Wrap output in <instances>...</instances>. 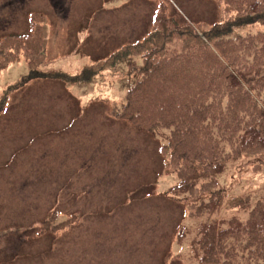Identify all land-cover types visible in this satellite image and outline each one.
<instances>
[{"label":"rangeland","instance_id":"rangeland-1","mask_svg":"<svg viewBox=\"0 0 264 264\" xmlns=\"http://www.w3.org/2000/svg\"><path fill=\"white\" fill-rule=\"evenodd\" d=\"M245 1L246 4L242 5L241 0H52L50 2L57 16L52 19L51 6L47 0H0L1 40L5 36L13 35L8 29L16 28L19 11L26 24L29 13L45 12L55 27V36L49 47L50 59L42 60L41 65L38 61L34 64L37 70L49 72L44 76L53 80L34 82L18 94V108L10 113L13 117L10 121V133H17L18 137L21 132L24 136L33 133L25 131L24 123L29 122L30 116L36 110L35 100L39 92V100L50 102V97L58 100L56 103L52 99L57 109L69 104L74 107L79 105L68 99L67 103L62 104L63 96L57 91L59 85L71 89L76 86L81 90L78 98L86 96L81 100L83 107H78L84 109L83 114L78 116V122L72 128H69L67 122H59V126H53L49 120L37 122L34 133L37 132L38 137L34 140L28 138L31 142L27 146H30V152H34L36 148L41 149L44 163L38 165L39 159L34 157V163L29 159V167L23 164L14 171V164L6 168L11 157L8 156L9 149L0 154V264H158L157 256L162 251L168 254L165 264H209L210 255L206 257L200 253L196 259H189L182 244L183 240L189 242L193 239L202 223L203 227L216 224L225 229L223 224L228 220H222V217L240 220L248 218L247 211L264 200V155H242L235 160L226 161L233 149L239 145L235 139L243 133V128L239 127L236 133V129L229 125L218 134L220 136L216 141L209 135L212 121L202 122L201 130L205 133L196 132L195 140H187L180 149L203 147L204 157H207L216 142L220 143L219 151L224 154L222 164L216 166L222 171L215 176V166L211 167L208 182L222 192L218 198L212 197L215 208L206 210L201 219L192 218L184 222V207L189 203L193 204L198 195L191 196L186 193V205L181 201H167L161 195L184 174L181 164H185L177 156L180 153L175 142L182 138L174 135L173 129H167L163 125L172 116L174 106L168 104L176 102L179 96L184 97L186 93L191 94L195 90L202 92V80L212 82H208V91L215 90L218 86L219 90L225 92L222 96L223 104H219L221 96L213 93H209L206 102L212 109L221 106L219 114L221 116L222 111L225 115L229 102L227 94L234 104L241 103L240 95L236 93V88L240 86L233 89L235 83L232 75L238 77L237 73L245 76V81L239 79L238 84L242 88L246 87L244 90L264 108V94L262 98L256 95L262 84L256 72L262 65L261 60L264 61V25L234 27L230 34L216 41L212 50L219 57L217 63L211 61L202 48H191V54L196 56L189 65V71L193 72V85L200 81L199 87L193 90L187 88L189 86L185 82L184 74L173 76L183 55V44L178 39L169 42L161 51L155 48L153 55L145 56L143 51L134 65L130 64L134 57L129 55L118 64H108L102 68V73L100 69L92 70L86 66L101 54L111 55L117 48L114 45L116 40L119 43L128 41V45L134 47L133 44L149 28L154 27L153 22L157 15L166 22V30L169 32L174 26H184L183 23H190L198 30H211L219 23L218 20L229 23L233 18L242 15V11H247L250 5L248 0ZM20 2H23L21 6ZM71 8H78L75 12L81 16L80 28L75 21L76 13L71 12ZM83 8L86 10L82 13ZM67 18L71 44L69 50L62 53V48L59 49V45L53 42L56 38L64 44L67 43L66 37L56 33V26H60ZM50 24L51 21L47 22L46 28H50ZM85 29L86 33L78 36ZM72 33L75 38L71 36ZM124 36L125 39L122 38ZM78 39L81 42L78 43ZM52 44L53 51H50ZM190 46L194 47L196 44L190 43ZM141 66L150 70L146 76L139 73ZM154 73L156 78L163 77V74L171 77L172 87L176 88L169 93L166 91L165 99L168 104L164 103L163 112L161 108L153 105L157 103L154 102L153 94L150 101L148 97L145 98L147 104L146 107L142 105L145 108L138 118L139 121L135 118L132 120L131 111H127L131 110V105L125 106L126 94L137 81L145 82L144 85L147 86V78ZM209 73H215V79L207 76ZM28 74L29 67L24 62L2 73L0 98L9 86ZM252 79L253 84L249 83ZM39 83L47 84V87L38 85ZM161 84L164 85L163 82ZM250 88L256 90L251 92ZM25 90L29 101L22 102ZM32 90L36 93L31 94ZM123 98L122 103L120 100ZM253 98L246 101L247 108L252 107L249 105H252ZM149 103L153 110L159 111L152 112ZM103 110L108 113L109 118L104 115ZM61 113L62 111L59 112L60 115ZM116 113H122L123 116L121 118L119 115V120L114 124L112 120ZM48 115L53 114L48 112ZM255 117L257 118V114ZM39 118L41 116L37 120ZM157 120H160V125ZM146 122L151 126H162L156 128L157 135L153 132V138L148 133L149 125ZM54 128L57 129L54 131ZM4 131L6 126H0V133ZM199 134L208 136L209 140L204 141ZM49 156L58 158L52 161L53 167L46 170L45 161H48L46 157ZM161 159L164 173L162 170L159 172ZM99 170L102 173L94 176V172ZM76 182L83 186V194L86 196L81 200L80 212L74 213L71 209L75 207L66 206L63 195L69 192L77 195L81 192L82 190L70 189ZM145 184L156 192L157 197L139 196L136 202H126V192L137 187L142 189ZM94 191L97 194L93 196ZM56 192L55 202H52V196ZM236 203H244L247 211L232 209L231 205ZM69 212H73L72 218L68 216ZM207 218L208 221L204 224ZM183 222L186 235L177 239L176 233ZM43 229L51 230L57 238L53 240L49 234L32 238V234ZM261 241L258 247L257 244L250 243L249 238L237 241L236 251H230L228 240L225 253L211 258L216 260L211 264H264V246H261ZM192 250V255L197 253L196 245ZM233 253L238 257H232ZM257 253L258 257L255 259ZM245 254L247 256L244 258Z\"/></svg>","mask_w":264,"mask_h":264},{"label":"trees","instance_id":"trees-1","mask_svg":"<svg viewBox=\"0 0 264 264\" xmlns=\"http://www.w3.org/2000/svg\"><path fill=\"white\" fill-rule=\"evenodd\" d=\"M241 1L242 5L246 4L245 0ZM248 2L250 7L247 11H242V15L233 18V20H230L229 23L220 22L218 20L219 23L215 24L211 30H198L190 23H183L184 26H174L173 30L169 32L166 30V22L164 23V21L157 15L154 18V27L152 28L149 36L146 38L144 46L129 48L123 53L122 51H118V53L106 58L107 64L115 65L127 55L136 57V55H141L143 51H145V56H147V54L148 56L153 55L155 48H159L158 50H160L165 48V45L172 40L178 39V42L183 44V55L179 60L180 62H178V70L173 76L177 77L180 74H184L185 82H188L189 86L187 88L190 90L196 89L199 87L198 84L200 81H197L193 85V72L189 71V65H191L196 56L191 54V48H202L201 50L208 53L210 60L217 63L219 57L216 55L214 50H212V48L216 45V41H218L221 37L230 34L234 27H242L252 24L264 25V0H248ZM190 43H194L196 46L192 47L190 46ZM47 44L48 34L45 22H37L35 19L32 20L31 28L26 34L21 36L10 35L6 36L3 40H0V72L22 60L27 61L32 69V72L28 76L23 78L20 83L8 90L3 99V104L7 102L8 95L11 92L18 90V88L34 79L44 76L43 73H39V71L36 70V65L34 64L38 61V64L41 65L42 60L47 61L45 56ZM261 61L262 65L256 72V75L260 76V80H262L261 89L256 94L258 98H262L264 94V61ZM134 62L135 60L131 61L130 64L134 65ZM149 71V69L146 70V67L144 68L141 66L139 73L146 76V73H149ZM237 74L238 77L232 75L235 83L233 89L240 86V88H236V93L240 95L239 100H241V103L234 104L230 96L227 94L226 98H228L229 101L227 104V112L224 115L221 111V116L219 114L221 106L219 108L212 109L207 106L206 102L209 93H213L216 96H221V101L219 102V104H221L222 96L225 92L219 90L218 86L215 90L208 91V82L212 84L209 80H202V83H200V86L204 87L202 92L198 93L195 90V92L191 94L186 93L184 97L179 96L176 102L169 104L166 103L165 95L170 91H174L173 88L176 87H172L171 77L168 78L165 74H163V77L159 78H156L155 73L154 75H149L146 82L147 86L144 85L145 82H135L128 93L125 106H129V104L131 105V110L127 111H131L132 120H134V118L136 120L139 118L147 104V102H145V98L148 97V101H150L153 94L154 102H157L153 104L155 108L159 107L163 112L164 103L169 106H174L172 107L171 119L163 125V127L173 129L174 135H178L182 138L175 141L176 146L179 148L178 152L180 153L177 156L180 161L182 160L185 162V164H181L184 174L180 176V184L176 191L179 194L190 193L191 196L193 194L198 195L196 196L197 199L193 203V206H196L197 209L196 215H202L206 210L215 208V201L212 197L218 198L220 196V192H222L217 191L216 187H212L211 183L208 182L211 167L213 168V166H215V169H213L215 170L213 171L215 176L222 171L218 168V166H216L218 164H222V155L224 154L223 151H219L218 145L221 146L220 143L216 142V146L207 157H204L203 147L197 146V149L192 150L189 148L183 149V147L180 149V146H183L187 140H195L196 132L205 133V131L201 130L202 122L207 120L212 121L213 125L209 135L216 141L220 136H218V134L225 130L229 125L230 127H234L236 129V133L239 130V127L243 128V133L235 139L238 140L237 144L239 143V145L233 149L230 156L225 159L226 161L235 160L237 157L242 155H264V108L257 103V100H254L248 91L244 90L246 87L242 88V85L238 84L239 79L245 81V76L243 73ZM214 75L215 73H209L207 76L215 79ZM150 81L153 83H150ZM252 81L253 79L250 80L249 83ZM161 82H163L164 85L161 84ZM156 88L158 90L157 94ZM253 90L255 91L256 89L250 88L251 92ZM251 98H253L252 105L249 106L252 107L247 108L248 105L246 106V101L248 102ZM142 105L145 107H142ZM151 111L158 112L159 110L155 111L151 107ZM255 114H257V118H254ZM119 115L122 118V113L115 114V116ZM157 122L158 125H160V120H157ZM152 123L156 122L152 121ZM146 124L149 125V122H146ZM157 127L162 128V126L149 125L148 133L153 135V132H155L156 134ZM201 138L205 139L204 141H206V139L209 140L208 136L205 135H201ZM199 141L201 140L199 139ZM232 142L233 140L231 143ZM199 183H201L200 187L198 186ZM231 207L242 209L244 208V203L243 205L240 203L232 204ZM251 215L250 221L246 224L243 222L240 223L238 220L231 221L227 228L224 229L225 232L222 231V229L216 224L213 228L205 227L203 229L204 238L200 240L198 246H200L199 248L204 255H210L208 257L209 264L216 262V260L213 261L211 258H216L220 254L222 248L226 250V243H228V240H230V250L236 251V247L238 246L236 242L241 241L242 229L246 234L247 232H256L264 236V200H261L256 204ZM232 257H238V255L233 253Z\"/></svg>","mask_w":264,"mask_h":264},{"label":"crops","instance_id":"crops-1","mask_svg":"<svg viewBox=\"0 0 264 264\" xmlns=\"http://www.w3.org/2000/svg\"><path fill=\"white\" fill-rule=\"evenodd\" d=\"M56 158H58V157H56ZM20 167H22V166L15 167L13 170L15 171ZM64 169H65V167H64ZM80 187H81L82 191L77 193V195H78L77 199H74L72 196L67 195L66 193L63 195V198H65L64 200H65L66 204H78V205H80L82 198L86 196V194H83V186H81V184L78 182L73 183L70 186V189H72V190H76L77 188H80ZM94 195L95 194H93V196Z\"/></svg>","mask_w":264,"mask_h":264}]
</instances>
